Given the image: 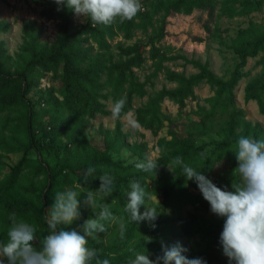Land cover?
<instances>
[{"label":"trees","instance_id":"16d2710c","mask_svg":"<svg viewBox=\"0 0 264 264\" xmlns=\"http://www.w3.org/2000/svg\"><path fill=\"white\" fill-rule=\"evenodd\" d=\"M219 2L221 12L230 17L249 13L261 5V0ZM215 3L216 0H151L149 8L142 9L132 21L123 23L117 21L111 26H94L86 20L79 27H75L73 10L62 7L58 11V5L50 3L42 6L39 14L43 18L56 21V34L51 42L41 41L42 29L30 23L23 26V40L14 57L7 52L4 41L0 40V112H15V118L19 120L18 130L24 135L22 138L12 136L10 141H0V147L6 153L23 152L8 175L0 179V242H6L8 239L7 231L11 224L9 216L13 212L18 219L36 226L38 236L46 234V214L43 205L50 207L54 194L63 190L64 186L79 189L81 217L73 222L72 227L82 226L85 220L101 211L100 205L105 204L106 200L103 196H97L98 206L92 210L84 203V193L98 189L99 176L107 172L115 185L109 195L115 203L108 205L109 210L113 215L122 217L126 227L122 235L116 224L108 227L106 221L107 231L116 230L114 234L110 232L111 241L104 242L102 233H99L95 240L88 238V247L97 249L99 259H109L110 264H130V260L134 259L138 252L147 254L152 260L162 255V243L159 241L158 233L168 220L163 213L154 221L155 228L150 224L143 227L128 222L129 214L124 210V204L127 200L125 193L130 191L129 184L135 180L146 188V179L150 178L152 173L140 170L129 172L128 165L124 166L121 161L113 159L111 153H117L120 146L124 145L121 133L116 130L112 137L104 134L105 147L98 148L84 136V127H69V121L62 116V111L47 112L48 119H41L39 117L41 113L34 109L28 95L46 73L54 74L60 71L58 91L61 99L57 101L53 95L51 98L61 110L67 109L70 112L81 110L83 114L89 115L96 112L105 114L104 100L110 96L115 103L121 97H126L127 103L121 114L123 115L132 110L134 97L142 98L147 95L146 85H152L151 79L161 70L163 62L182 57L161 53L155 45V42L165 35L166 18L171 13L190 14L195 8L206 9L211 17ZM149 28L151 33H148ZM6 29V25L0 23V32ZM134 30L142 31L146 41H135L126 46L117 45V53L110 51V39L119 32L124 38L130 39ZM147 46L148 56L154 60V69L145 80L140 81L133 68H139L144 63ZM229 47L233 49L238 61L227 79L217 77L209 68L207 61L183 57L185 62L191 64L197 71L185 75L166 68L165 78L176 85L172 88H160L150 95L143 105L135 108V122L156 133L164 120L171 122L161 111L163 100L168 99L175 103L178 107L177 114L181 115L187 100L195 98L194 87L205 82L214 91L213 96L208 99L212 104V111L195 113L200 117L203 128L200 134H206L207 121L213 114L214 107L217 105L223 107L224 104L234 102V89L247 75L243 68L249 59L264 51V29L250 22L247 27L237 31ZM257 63L262 65L261 74L244 86V100H254L259 111L264 114V53ZM240 115L241 111H229L215 131L218 139L210 143H197L193 132L181 137L174 129H169V137H160L157 140L159 155L154 160L159 166H167L172 165L174 158L180 156L184 163L210 179L215 161L236 157L230 150L234 149L241 136L264 140L261 128L251 125ZM6 119L10 120L9 117ZM116 126L119 128V123ZM209 144L213 145L211 153L206 150ZM131 149L141 161L147 159L140 145H132ZM31 150L35 152L34 156H30ZM46 155L54 158L55 162L51 164ZM93 167L97 169L96 178L89 177L85 183L87 170ZM173 171L171 177L158 171L154 192L156 194L161 192V207L174 210L184 204H190L209 208V203L203 198L194 180L186 181L182 176V169L178 166L173 167ZM28 172L35 178L42 175V180H36L37 183L31 182L26 186L19 185L17 180L20 173L26 175ZM224 219L220 218L214 224L210 223L206 229L209 238L205 239L203 244L198 243L186 251L184 255L189 259L203 258L207 264H229L220 242ZM91 264H95V259Z\"/></svg>","mask_w":264,"mask_h":264},{"label":"rangeland","instance_id":"374dc122","mask_svg":"<svg viewBox=\"0 0 264 264\" xmlns=\"http://www.w3.org/2000/svg\"><path fill=\"white\" fill-rule=\"evenodd\" d=\"M220 0H216L215 8L210 17L206 9L195 8L190 14L171 13L166 18L165 35L155 42V45L160 49L161 53L166 55H181V58L165 61L162 64L161 70L155 77L151 79L152 85H146L147 95L142 98L134 97L132 102V110L121 115L119 119L113 118L111 114V107L114 104L109 96L103 101L105 114L96 112L92 115L83 114L78 110L70 112V110H61L52 101L51 95L55 96L57 101H60L61 96L58 91L60 85V71L56 73L48 72L40 80L39 83L33 87L28 97L32 100L34 109L41 115V119L47 120V112L62 111L64 116L69 121V127L75 128L78 126L84 127V136L98 148H104L103 135L107 134L112 137L116 130H118L124 139V145L120 146L117 153L112 152L111 155L114 160L121 161L122 165H128L129 172L137 171L135 162L141 161L138 155L131 149L132 145H140L146 158L156 159L159 155L157 147V140L160 137H169L168 130L174 129L178 136H185L188 132L195 134L197 143L213 142L218 139L217 127L226 118L229 111H241L242 119L248 121L251 125H257L264 133V114H262L254 100H244V86L251 79L257 78L262 71V65L257 63L261 54L260 52L255 58L248 60L247 65L243 68L247 75L243 77L234 89V102L232 104L217 105L214 107L213 114L207 121V132L204 135L200 134L201 126L200 117L195 113L196 111H210L212 108L211 102L208 101L214 94V91L205 82L199 83L194 87L195 98L188 99L187 104L183 109V114L178 115V107L172 101L165 99L161 103V111L171 122L164 120L161 128L154 133L153 130L140 126L135 122L134 110L143 105L147 98L162 87L172 88L176 84L168 81L165 78V69L182 72L185 75L195 73L197 71L191 64L186 63L185 59L196 58L207 61L209 68L213 73L222 79H227L234 69L238 57L233 49L229 47L231 39L235 37L240 28L247 27L250 22L255 23L264 29V0H261V5L252 9L249 13H241L234 16L223 14L220 10ZM241 1V0H239ZM142 9H148L151 0H140ZM55 3V0H0V23L6 25V30L0 32V40L5 43L7 52L14 57L15 52L21 45L23 37V26L25 23H30L34 27H40L42 32L40 40L51 42L56 34V21L43 18L39 14L42 6ZM240 9V8H239ZM73 19L75 27L86 22L82 17H77L73 12ZM148 33H151L149 28ZM135 41H146L144 33L140 30H134L133 36L130 39L124 38L123 34L119 32L116 36L110 39V51L117 53V45L126 46ZM145 47V61L139 68H133L137 78L140 81L145 80L146 76L154 69L153 61L148 56ZM185 57V59L183 58ZM202 107V109H200ZM212 111V110H211ZM7 117L10 118L7 121ZM119 123V128H117ZM19 120L15 118V112L8 113L7 111L0 112V141H10L12 136L23 137V132L18 130ZM64 139V138H63ZM211 144L207 145L206 150L211 153ZM0 147V179L8 175L10 169L22 156V151L6 153ZM30 156H34L35 152L31 150ZM51 164L55 162L54 158L45 156ZM168 166H158L156 173L153 172L150 178H147L146 191L151 195L152 199L148 201L149 204L157 206L159 214L163 213L167 217V222L162 226L163 228L158 233L160 243L164 245L181 244L189 251L198 243H204L209 236L206 232L210 223H215L221 217L213 214L209 208L202 206H193L184 204L181 207L171 210L169 208H162L160 205L161 192L156 194L154 192V185L157 179L158 171L167 175L173 176V171ZM238 167L236 157L224 158L223 160L215 161L212 165L210 180L222 189L233 190L236 183H240V177L234 170ZM25 171V170H24ZM18 178V183L21 186H26L29 183H37L42 180V175L38 178L28 172L26 175H21ZM75 178V176H74ZM75 190L77 188L71 186H64L63 190ZM196 192V191H195ZM199 192V191H197ZM155 195L158 201L155 199ZM99 197L102 195H98ZM105 204L112 205L115 200L109 196L105 197ZM127 200L125 201L126 205ZM45 214L49 206H44ZM141 213L145 211V206H141ZM115 219L108 221L107 226L113 227L114 224L120 228V223L124 219L118 215H114ZM130 222V216L128 217ZM132 223V222H130ZM135 223V222H134ZM143 227H147L149 222L142 221L137 223ZM116 230L102 233V240L104 242L111 241V233ZM39 247V244L35 245ZM223 249V247L221 248Z\"/></svg>","mask_w":264,"mask_h":264},{"label":"clouds","instance_id":"9594fccd","mask_svg":"<svg viewBox=\"0 0 264 264\" xmlns=\"http://www.w3.org/2000/svg\"><path fill=\"white\" fill-rule=\"evenodd\" d=\"M55 3L58 11L67 7L94 26L132 21L142 11L140 0H55ZM126 103V97L115 101L111 107L113 118L121 117ZM230 151L238 161L234 171L241 181L231 191L217 187L206 175L184 163L180 156L175 157L172 166L168 167L171 171L173 167H180L186 181L194 180L197 184L210 205V211L225 218L220 242L229 264H264V140L241 136ZM134 166L146 173H156L159 164L147 158L135 162ZM96 172V168H89L84 182H88L89 177L95 179ZM99 180L98 189L84 193V203L92 210L98 206L97 196L105 198L115 187L113 178L107 172L101 174ZM129 187L130 191L125 193L127 203L124 210L129 214L130 222L147 221L155 228L159 208L148 203L151 195L138 181H131ZM79 196L75 190L54 194L46 214L47 233L41 236L37 235L36 226L11 213L8 239L0 242V264H91L94 259L95 264H110L109 259H99L97 249L88 247V238L95 240L99 233H105V222L115 217L109 206L103 204L100 205L101 211L85 220L82 226L72 227L73 222L81 217ZM155 199L158 201L156 195ZM141 206H145L142 213ZM125 227L121 222L122 235ZM37 242L39 247L35 246ZM186 251L179 243L172 246L162 244V255L155 260L138 252L130 264H207L203 258L189 259L184 255Z\"/></svg>","mask_w":264,"mask_h":264}]
</instances>
